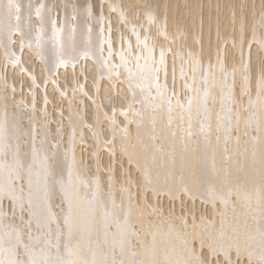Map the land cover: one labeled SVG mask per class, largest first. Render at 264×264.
I'll return each mask as SVG.
<instances>
[{"label":"bare ground","instance_id":"obj_1","mask_svg":"<svg viewBox=\"0 0 264 264\" xmlns=\"http://www.w3.org/2000/svg\"><path fill=\"white\" fill-rule=\"evenodd\" d=\"M0 264H264V0H0Z\"/></svg>","mask_w":264,"mask_h":264}]
</instances>
